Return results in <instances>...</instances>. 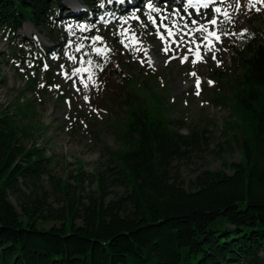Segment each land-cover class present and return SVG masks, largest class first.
<instances>
[{
  "label": "trees",
  "instance_id": "trees-1",
  "mask_svg": "<svg viewBox=\"0 0 264 264\" xmlns=\"http://www.w3.org/2000/svg\"><path fill=\"white\" fill-rule=\"evenodd\" d=\"M77 1L86 10L67 28L62 0H0V33L15 40L28 23L55 47L71 42L92 75L94 83L88 82L129 105L124 146L109 153L113 165L104 172L87 178L80 166L69 176L78 189L85 183L95 186L82 201L70 192L78 191L75 187L50 174L45 148L23 144L21 137L30 135L16 116L0 112V264H264V7L258 3L259 11L248 9L247 32L232 36L225 46L233 72L243 70L234 80L232 121L223 132H232L239 160H223L221 169L201 171L185 185L173 174V163L198 145V132L180 134L147 110L146 98L127 88L132 76L119 61L126 65L128 54L116 32L114 55L92 51L98 17L110 8L107 0ZM149 12L139 24L129 20L127 27L142 29L145 36L153 33ZM113 15L123 13L116 9ZM151 15L160 22L155 12ZM24 44L21 63L39 71L49 48L31 40ZM44 177L49 189L42 185ZM117 189L123 192L118 195ZM55 191L60 206L53 209L47 200ZM53 222L59 225L45 228Z\"/></svg>",
  "mask_w": 264,
  "mask_h": 264
},
{
  "label": "rangeland",
  "instance_id": "rangeland-1",
  "mask_svg": "<svg viewBox=\"0 0 264 264\" xmlns=\"http://www.w3.org/2000/svg\"><path fill=\"white\" fill-rule=\"evenodd\" d=\"M168 1L170 0L166 2L161 0V3L154 0H107L105 5L109 6L110 12H107L105 17H98L96 30L100 31H97L95 36L102 39L95 43L94 47L108 49L107 52L102 51L101 56L114 55V48L118 49L119 45L113 43L112 33H117L119 41L123 39L119 34L122 30L121 20L133 13L139 20H143L146 12L150 10L147 7L149 3L159 10V14H156L161 18L170 16V23L179 18L176 12L181 16L187 15L183 11L186 0ZM226 2L234 4L235 0ZM119 3L123 7L114 6ZM239 3V12H232L229 9L233 22L223 24L225 32L239 34L247 26L245 20L249 0H239ZM62 4L63 16L69 17L65 23L69 28L72 23L76 24L73 21L81 19L86 8L77 0H62ZM261 5L264 7V4ZM117 7L122 10L123 18L112 15ZM256 7L258 8V5ZM73 8L77 10L74 11ZM188 11L200 24L206 23V19H202L201 16L205 18L212 16L211 8L202 9L201 16H196L192 9ZM86 18L91 19V16ZM130 20L140 23L135 19ZM169 22L167 23L170 24ZM187 22L189 21L184 20L179 23L182 27ZM94 24L91 23L90 27ZM207 27L210 31L213 30L211 24ZM104 28L106 30L102 31ZM151 29L153 33L149 35L145 36L142 29L136 32V35L141 45L148 49L149 57L154 58L153 65L142 63L144 57L141 52L125 48L120 42L128 56H123L126 65L121 66L123 64L120 61L119 65L125 74L132 76L127 88L146 98L147 110L151 114L156 117L163 116L171 122L173 128L180 130L179 133L182 135H188L192 131L198 132L196 140L198 145L187 152V158L173 163V174L187 185L201 171L221 169L223 160L226 162L239 160L237 145L231 139L232 132H226L225 135L223 132L225 123L232 121L229 117V106L234 97V80L236 77L241 78L243 70L238 69L234 73L226 55L225 46L234 35H221V42L213 40L216 57L213 59V52L204 51L203 32L190 33L188 29H182L181 33L171 38L165 35L162 41L158 38L153 25ZM89 31L90 29L86 30ZM217 31L219 33V29ZM160 32L164 34L163 29H160ZM2 34L0 33V112L11 111L16 116L18 124L24 126L30 135V138L21 137L23 144L30 146L36 143L45 148L46 156L51 159L50 174L75 187L78 191L70 192L76 196L78 194L83 201L95 186L85 183L78 189L73 177L69 176H74V171L80 166L83 167L84 175L89 178L95 172L102 173L108 166L113 165L109 153L121 150L124 146L121 136L127 123L129 105L113 101L108 88L88 82L81 57L73 53L71 42L60 48L55 47L46 36L39 34L28 23L23 24L15 35V40L6 39L1 36ZM180 35H183L185 42L173 44L172 41H178ZM29 40L35 46L49 48L46 53L48 58L46 62L41 63L39 71L33 70L30 64L20 61V56L27 49L24 43ZM190 40H196L200 44V54L204 62L192 63L195 59L196 45ZM166 44L171 48L167 54L162 51ZM189 48L193 49V52H189ZM70 56L74 59H69ZM184 56H188V60L182 63ZM76 69L82 71L73 75ZM45 71H48L47 76ZM193 72L200 78L199 95L196 94L195 77L190 75ZM208 81L212 83L209 84ZM41 84L44 87H40ZM84 84L88 87L85 88ZM42 185L50 188L46 177L43 178ZM21 189L24 192V189ZM115 191L118 195L123 192L121 189ZM58 198L59 193L55 191L51 193L47 203L56 209L60 206L57 203ZM52 225L58 226L59 223L53 222L45 225V228Z\"/></svg>",
  "mask_w": 264,
  "mask_h": 264
},
{
  "label": "snow or ice",
  "instance_id": "snow-or-ice-1",
  "mask_svg": "<svg viewBox=\"0 0 264 264\" xmlns=\"http://www.w3.org/2000/svg\"><path fill=\"white\" fill-rule=\"evenodd\" d=\"M257 3L264 4V0H249L248 3V9L249 11L255 9L259 11L260 9L256 7ZM101 7H103V4H101ZM147 7L150 9L149 14H147V21L153 25L156 28V34L159 39L162 41L165 39V35L168 38H171L173 36H176L177 34L182 32V29H188L190 33L193 32H203L204 36L202 38L203 41V46H204V51L205 52H213V59H216L215 54H214V44L213 40L216 42H221V35L228 36V35H236L235 33H229L225 32L223 30V24L225 23H232V14L230 13L229 9L232 10V12H239L240 10V3L239 0H235V3H227L226 0H186L183 6V11L187 14L186 16H181L179 12H176V16L179 17V21L177 20H172L170 24L165 23V21L169 20L168 16H164L160 18V22L157 23V18L153 17L151 13L155 12L159 14V10L155 7L152 6L151 3L147 5ZM211 8L212 16L210 18H205L201 16V10H207ZM189 9H192L195 12L196 16H201L202 19H206L205 24H200L197 19L192 18L191 14L189 13ZM220 17H223V19H220ZM130 19H135L139 21V17L133 13L130 17L123 18L121 20V31L120 35L123 37L119 42L125 47V48H132L135 52H141L143 54L144 59L142 60V63H147L149 66L153 65V59L152 57H149L148 54V49L144 48L141 45V41L136 35V32L133 28L131 27H124V25L128 24V21ZM188 20L189 23H184L181 27L180 21ZM211 24L213 26V30H209L207 25ZM197 25H199L197 27ZM160 29L164 30V34H161ZM219 29V33L217 31ZM81 30L83 31V27H81ZM247 30H243L240 35L243 36ZM101 37L99 36H93L91 37V40L93 44L98 43L101 41ZM184 37L183 35H180V39L173 40V44L177 43H184ZM190 42L194 45H196L195 48V59L192 60V63H197V62H204L203 61V56L200 54V44L197 43L196 40H190ZM83 48V44H80L77 46L76 51L79 52ZM92 51L96 52L97 55H101V52H107L108 49H98L93 47ZM162 51L167 54L169 51H171V48L169 45H165L162 48ZM189 52H193V49L189 48ZM171 59H174L175 57H170ZM69 59H74L73 57H69ZM188 60V56H184L181 60V62H185ZM88 63H91V61H88ZM45 68H47V65H45ZM82 71L81 69H76L73 75H76ZM191 76L195 77L196 80V88L197 92L196 94L199 95V89H200V78L197 76L195 72L190 73ZM89 81L94 83V80L92 78V75L90 74L88 77ZM209 84H211V81H208ZM40 87H44L43 84L40 85ZM58 87V86H57ZM84 87L87 88L88 85L84 84ZM85 100L87 101V97H85Z\"/></svg>",
  "mask_w": 264,
  "mask_h": 264
},
{
  "label": "bare ground",
  "instance_id": "bare-ground-1",
  "mask_svg": "<svg viewBox=\"0 0 264 264\" xmlns=\"http://www.w3.org/2000/svg\"><path fill=\"white\" fill-rule=\"evenodd\" d=\"M115 1V0H114ZM117 1V0H116ZM120 1H122V0H120ZM123 1H127V0H123ZM136 1V0H135ZM143 1V0H142ZM155 2H159V3H161V0H154ZM171 1V0H170ZM170 1H168V2H170ZM172 1H175V0H172ZM133 2V1H132ZM163 2H166V0L164 1L163 0ZM125 3V2H124ZM127 3V2H126ZM114 6H120V7H123L122 5H120V3L119 4H117V5H114ZM73 10L75 11V10H77L76 8H73Z\"/></svg>",
  "mask_w": 264,
  "mask_h": 264
}]
</instances>
